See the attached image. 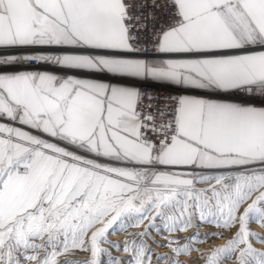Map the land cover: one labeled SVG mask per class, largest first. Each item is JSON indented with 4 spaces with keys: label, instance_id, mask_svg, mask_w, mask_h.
Wrapping results in <instances>:
<instances>
[{
    "label": "snow or ice",
    "instance_id": "6c2138e0",
    "mask_svg": "<svg viewBox=\"0 0 264 264\" xmlns=\"http://www.w3.org/2000/svg\"><path fill=\"white\" fill-rule=\"evenodd\" d=\"M257 227L264 0H0V264H264Z\"/></svg>",
    "mask_w": 264,
    "mask_h": 264
},
{
    "label": "rangeland",
    "instance_id": "374dc122",
    "mask_svg": "<svg viewBox=\"0 0 264 264\" xmlns=\"http://www.w3.org/2000/svg\"><path fill=\"white\" fill-rule=\"evenodd\" d=\"M257 231H262V232H264V230H261V229H259L258 227H257V229H256ZM114 239H117L118 237H113ZM217 243H222V241H217ZM195 253H193V257H195ZM183 259H187L186 257H184Z\"/></svg>",
    "mask_w": 264,
    "mask_h": 264
}]
</instances>
